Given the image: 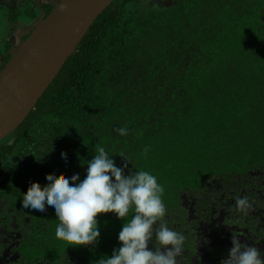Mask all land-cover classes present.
Wrapping results in <instances>:
<instances>
[{
  "label": "trees",
  "instance_id": "16d2710c",
  "mask_svg": "<svg viewBox=\"0 0 264 264\" xmlns=\"http://www.w3.org/2000/svg\"><path fill=\"white\" fill-rule=\"evenodd\" d=\"M59 1L0 0V74L18 48L13 34L23 29L25 42ZM14 25L20 29L11 33ZM101 146L118 167L127 165L126 175L157 177L163 222L185 235L183 250L209 245L211 259L226 258L225 236L264 241V0H115L0 142V261L97 264L120 247L133 210L125 220L99 214L98 242L70 246L55 237V213L21 206L31 182L43 187L48 174L84 179ZM244 196L246 213L236 206ZM213 216L223 218L215 233ZM203 221L206 232L197 234ZM11 229L23 241L8 239Z\"/></svg>",
  "mask_w": 264,
  "mask_h": 264
},
{
  "label": "clouds",
  "instance_id": "9594fccd",
  "mask_svg": "<svg viewBox=\"0 0 264 264\" xmlns=\"http://www.w3.org/2000/svg\"><path fill=\"white\" fill-rule=\"evenodd\" d=\"M116 131L121 136L128 133L126 127ZM147 153L146 148L145 155ZM120 156L130 162L124 155ZM67 162V157H61L62 164ZM126 167V164L118 167L105 147H98L93 158L87 161L84 179L75 174L57 180L48 174L43 187L31 182L26 193H22L21 206L34 212L55 213L59 221L55 237L70 246L98 242L100 230L96 218L99 214L114 213L118 219L125 220L133 210L131 219L125 220L118 233L120 247L97 264H179L185 235L163 222L167 212L162 199L163 186L149 171L126 175ZM236 206L244 213L251 207L246 196L237 198ZM158 221V227H154ZM153 237L158 246L150 249ZM222 264H264V252L256 246L242 244L233 236Z\"/></svg>",
  "mask_w": 264,
  "mask_h": 264
},
{
  "label": "water",
  "instance_id": "95a60500",
  "mask_svg": "<svg viewBox=\"0 0 264 264\" xmlns=\"http://www.w3.org/2000/svg\"><path fill=\"white\" fill-rule=\"evenodd\" d=\"M115 0H60L0 74V142L30 115L91 27ZM63 4V7H62Z\"/></svg>",
  "mask_w": 264,
  "mask_h": 264
},
{
  "label": "rangeland",
  "instance_id": "374dc122",
  "mask_svg": "<svg viewBox=\"0 0 264 264\" xmlns=\"http://www.w3.org/2000/svg\"><path fill=\"white\" fill-rule=\"evenodd\" d=\"M42 1L43 0H41V2ZM15 29H20V27H18L17 25L12 26V28L10 30L11 33L14 32ZM22 31H23V29H20V30L17 31V33L13 34V36L10 38V41L15 42L14 40H16V43L18 41H20V34H21ZM2 32H3L2 28L0 27V34H2V36L4 37L5 34H3ZM0 40H1L0 43H2L1 36H0ZM0 65H1V62H0ZM2 209H3V207L0 206V210H2ZM10 211L11 212L13 211L12 208L10 209ZM194 216H197V215H194ZM206 218H209V216L208 217L206 216ZM222 219L223 218L213 216V218H212V220H213L212 227H214V229L210 230V231H212V233H215L217 231V229H219V226L221 225ZM14 222L15 223H10V225L15 226V224L17 222L16 218H15ZM205 227L206 226H205L204 221L203 222H199V227H197L195 229L197 234L205 233L206 232V228ZM2 233L4 234V232H2ZM186 235H187V237H190L191 233L188 231L186 233ZM6 237L8 239H11V241L16 242V241H23L24 235L17 229H11V231H9L6 234ZM228 238L229 237L225 236V240L226 241H225L224 245L226 247L230 248L231 247V241ZM5 240L6 239H4V242H5ZM241 242L244 245H248V244L249 245H253L251 243V240L248 241L247 243H244V242H246L244 240H241ZM212 246H214V245H212ZM253 246H256L261 252L264 251V241H261V242L255 244V245H253ZM194 247H193V249L191 248L190 250H183L182 255L179 258V261H180L181 258L187 257V259H192L191 264H222V261L225 258V257L218 256L216 259H211L212 251L210 250L209 245H207V246H203V245L202 246H196L195 248ZM209 252H210V254H209ZM16 258H18V257H16ZM16 258L13 261L14 263H15ZM2 263L6 264V261L4 259H2V261H0V264H2ZM180 264H183L182 261H180Z\"/></svg>",
  "mask_w": 264,
  "mask_h": 264
},
{
  "label": "flooded vegetation",
  "instance_id": "af4514ba",
  "mask_svg": "<svg viewBox=\"0 0 264 264\" xmlns=\"http://www.w3.org/2000/svg\"><path fill=\"white\" fill-rule=\"evenodd\" d=\"M11 212V211H10ZM72 261L69 262V264H71ZM75 264H82V262L80 261V259L77 260V262Z\"/></svg>",
  "mask_w": 264,
  "mask_h": 264
}]
</instances>
